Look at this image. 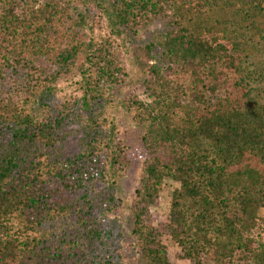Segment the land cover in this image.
<instances>
[{
    "label": "trees",
    "instance_id": "16d2710c",
    "mask_svg": "<svg viewBox=\"0 0 264 264\" xmlns=\"http://www.w3.org/2000/svg\"><path fill=\"white\" fill-rule=\"evenodd\" d=\"M262 210L264 0H0V264H264Z\"/></svg>",
    "mask_w": 264,
    "mask_h": 264
},
{
    "label": "rangeland",
    "instance_id": "374dc122",
    "mask_svg": "<svg viewBox=\"0 0 264 264\" xmlns=\"http://www.w3.org/2000/svg\"><path fill=\"white\" fill-rule=\"evenodd\" d=\"M164 27V23L157 22L153 23L150 26H148L145 30L141 31L139 33V37L141 40L148 39L152 33L158 28L161 29ZM138 91L141 93V95L144 97L145 93L142 88H138ZM140 157L136 156L133 159V165L127 175V177L122 181L121 187H120V195L125 199L126 206L123 208L122 213L124 214V220H125V230L128 234V254L134 260V257L136 256V249L133 247V242L131 239V236L129 234L130 232V215H129V205H130V198L132 196V193L135 190V187L137 186L138 179H139V169H140ZM179 187V183L174 181L171 178H166L164 180V183L162 185L159 198L157 202L152 206V213L153 218L156 224L163 223L167 220L169 215V208H170V201L172 197V193L175 188ZM262 213H264V210H262ZM164 241L168 247V253L169 258L174 264H191L190 260L183 259L180 256L181 248L180 246L170 237L165 236Z\"/></svg>",
    "mask_w": 264,
    "mask_h": 264
}]
</instances>
